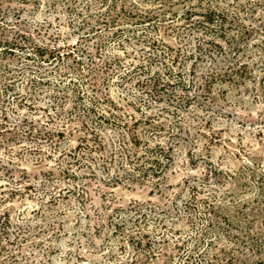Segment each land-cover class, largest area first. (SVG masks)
Instances as JSON below:
<instances>
[{"label":"rangeland","instance_id":"rangeland-1","mask_svg":"<svg viewBox=\"0 0 264 264\" xmlns=\"http://www.w3.org/2000/svg\"><path fill=\"white\" fill-rule=\"evenodd\" d=\"M47 1L0 0V39L18 30L34 43H74L79 30L68 25L66 1ZM161 1L158 7L140 2L139 9L153 10L150 24L159 28L146 30L156 46L177 53L170 75L158 63L163 58L156 57L149 69L139 66L148 63V49L134 39L125 51L107 39L99 57L90 60L86 51L99 34L105 37L103 25L81 41L82 70H93L101 97L96 104L118 124L110 118L85 133L68 113L71 99L49 121L43 108L50 84L34 93L36 110L21 109L34 131H41L37 137L18 146L6 139L9 133H0V214L10 212V224L0 233V264H133L131 245L113 230L122 220L135 235L147 234L149 264H264V0H210L225 17L224 38L192 21L201 18L209 0ZM144 26L149 25L122 28H137L140 35ZM229 35L236 49L232 39L225 41ZM3 54L0 74L9 66L23 78L49 66ZM127 69L130 76L123 73ZM90 78H78L83 90ZM144 78L166 83L145 94L136 80ZM7 98L0 95V107ZM18 119L8 114V122L22 127ZM1 122L6 124L0 112ZM60 125L63 133L50 140L44 132ZM35 144L45 157L40 165L39 154L28 150ZM146 157L156 158L136 170V160ZM5 166L13 168L12 179L2 173ZM18 178L32 187L4 201L6 179ZM142 213L145 219L129 227V219Z\"/></svg>","mask_w":264,"mask_h":264},{"label":"trees","instance_id":"trees-1","mask_svg":"<svg viewBox=\"0 0 264 264\" xmlns=\"http://www.w3.org/2000/svg\"><path fill=\"white\" fill-rule=\"evenodd\" d=\"M34 2H38V0H33ZM64 0H48V6H56L58 3H61ZM66 1V11L70 14L68 25L73 30H79L78 39L72 43H61L56 45H50L49 43H34L29 40L30 36L27 31H13V33L7 34L2 39H0V52L4 54H11L15 58H22L23 60H32L34 61L37 66H41V64H49L47 68L44 70H33L29 69L31 72L25 75V77L20 78L21 70H17L12 67L7 66V69L4 74H0V79L3 80V86L0 87V95L4 94L6 97L10 96V98L4 99L2 101L5 102L2 107H0V112L2 113L3 119L6 121L5 123H0V133L7 134L6 139H10L15 143L19 144L22 139H32L37 133L39 135L41 131L37 130L34 131L33 122L27 119V114L21 112L23 107H27L30 111L36 110L37 105L35 103V96L34 93L37 91L40 85H52L50 87L49 93L47 94L48 103L43 108L44 111H47L45 117L47 119L53 120L58 118L62 113L58 112L57 110L64 111V104L67 103L68 100H72V105L68 110V113L79 120L81 125L84 127L85 133L94 132L95 126L100 125L104 122H108L110 118L111 124L115 125V123H119L120 121H116L115 115L111 112L109 114V110L101 109L96 102L98 99L101 98L95 91L94 82L96 77L93 75L92 69H87L86 73L83 72L81 63L82 55L85 52L84 46L82 45L81 41L86 39L87 36L95 34V29L98 26L103 25L105 27L106 32L104 36L98 35L96 37V42L94 47L91 51L88 52L89 59H95L99 57L101 54V50L104 48L105 43L108 41L107 39H112L116 43V50H126L125 43L129 42V39H134L138 43L141 44V49H148V56L146 57L147 62L145 65L140 63L139 66L149 69L151 64H154L156 57L162 59V61L158 60L160 67H162L165 71L164 74H169L173 71V66L176 64V54H172L171 51L168 50V45L164 49H159L157 44V38L151 40L149 36V27H153L156 31L159 28V25L156 24L155 21H152L154 24H150L151 13L153 10H146V9H139V3L150 2V6L158 7L162 6L161 0H65ZM184 1V0H178ZM78 4V5H77ZM206 7L200 19L192 20L194 23H199L202 25L200 31L207 32L209 35L213 37H225V33L222 31L223 26L225 23V17L221 11H217L212 7L210 4V0L206 3ZM160 17V13H158ZM164 13L162 12V16ZM157 16V15H156ZM156 17V20L158 19ZM163 19V18H162ZM189 19V18H188ZM147 22V25L140 28V35L137 33L136 29H126L122 28V25H130V24H144ZM161 22V19L159 20ZM160 24V23H158ZM148 27V28H147ZM101 31V30H100ZM229 38H225V41H229L230 47L232 49H236L238 47L237 41L229 35ZM106 41V42H105ZM213 42V41H212ZM217 42V41H216ZM155 44V45H154ZM163 44V43H162ZM219 46H221L218 43ZM193 50H188L185 52H189L191 55ZM179 53V52H178ZM3 54V55H4ZM143 57V56H142ZM106 59L104 60L105 65L107 63ZM112 60H118V56H114ZM158 63H155L157 65ZM158 66V65H157ZM135 67V65H134ZM28 68V67H27ZM26 69V68H25ZM131 69H127V71H123L126 75L130 76ZM58 76V80L55 82L52 81V77L54 75ZM123 74V75H125ZM84 78L88 75L91 76L88 83L85 85V90L82 89V85L78 82V78L80 76ZM77 76V77H76ZM101 79H105L104 76H101ZM129 78V77H128ZM137 83L143 89V93L149 94L152 91V88L155 89L157 86H164L166 83L165 80H159V78H144V79H136ZM19 83L18 86H16ZM103 83V82H102ZM185 83V81H184ZM71 85V87H70ZM87 86V87H86ZM89 91V92H88ZM88 92V93H87ZM91 93V96L88 102H84L83 96L86 94ZM8 95V96H7ZM160 96V95H159ZM55 109V113L53 115L48 110ZM19 111V112H18ZM8 114L17 115L19 117L18 121L22 122V127H18L16 122H8ZM2 119V118H1ZM67 120L68 119L67 117ZM91 125H88V121ZM65 125V123H64ZM64 125H60L58 129H50L45 131V135L50 139L53 140L56 135L63 133ZM88 125V127H87ZM90 126V127H89ZM55 141H52L54 144ZM28 150L32 153L39 154V157L35 159V163L40 165L42 164L43 160L45 159L44 155H40L41 148L39 145H28ZM54 150V149H53ZM48 151H52L48 150ZM152 159L140 160L137 159L136 161L139 162L140 166L136 168L140 169L144 168L145 162L151 163L153 162ZM11 160V159H10ZM138 165V164H137ZM4 175H7V178L14 176V170L10 166H5L4 170L2 171ZM20 178V177H19ZM10 181L6 179L7 184V192L6 197H2L3 200H7L12 198L15 194H20L23 192L24 189L32 187V183L22 185L19 180ZM11 183V184H10ZM13 183V184H12ZM139 217L145 219V214L142 213L139 216L137 215L136 218H130V226L134 227L140 223ZM125 220L118 221V223H114L113 230L123 232V239L125 240L127 245H131L132 248V256L131 259L133 260V264H149L147 258L151 257L148 251L149 239L145 232L140 231L139 234L135 235L133 229H127L125 226ZM10 224V212L9 210H4L0 214V233H4V227ZM19 231L16 232L20 233L22 229L18 228ZM126 230V231H125ZM139 255H143V258H138ZM16 254L14 252H10L8 255L9 259H15ZM188 258V257H186ZM180 264V263H179ZM187 264V263H185Z\"/></svg>","mask_w":264,"mask_h":264}]
</instances>
